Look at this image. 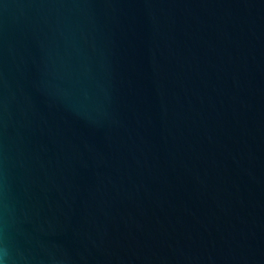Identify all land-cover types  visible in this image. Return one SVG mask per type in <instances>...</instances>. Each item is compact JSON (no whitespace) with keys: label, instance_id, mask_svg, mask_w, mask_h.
I'll list each match as a JSON object with an SVG mask.
<instances>
[{"label":"water","instance_id":"95a60500","mask_svg":"<svg viewBox=\"0 0 264 264\" xmlns=\"http://www.w3.org/2000/svg\"><path fill=\"white\" fill-rule=\"evenodd\" d=\"M0 264H264V0H0Z\"/></svg>","mask_w":264,"mask_h":264}]
</instances>
